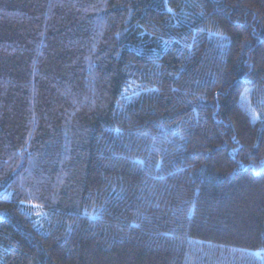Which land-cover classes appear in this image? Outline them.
<instances>
[{"label":"trees","instance_id":"1","mask_svg":"<svg viewBox=\"0 0 264 264\" xmlns=\"http://www.w3.org/2000/svg\"><path fill=\"white\" fill-rule=\"evenodd\" d=\"M0 264H264V0H0Z\"/></svg>","mask_w":264,"mask_h":264},{"label":"rangeland","instance_id":"2","mask_svg":"<svg viewBox=\"0 0 264 264\" xmlns=\"http://www.w3.org/2000/svg\"><path fill=\"white\" fill-rule=\"evenodd\" d=\"M40 218V216H38V219Z\"/></svg>","mask_w":264,"mask_h":264}]
</instances>
